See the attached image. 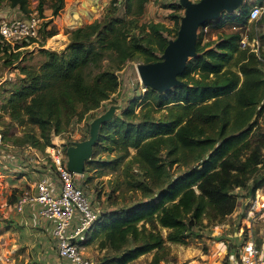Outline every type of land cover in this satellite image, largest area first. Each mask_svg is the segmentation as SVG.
Returning <instances> with one entry per match:
<instances>
[{
  "label": "trees",
  "instance_id": "obj_1",
  "mask_svg": "<svg viewBox=\"0 0 264 264\" xmlns=\"http://www.w3.org/2000/svg\"><path fill=\"white\" fill-rule=\"evenodd\" d=\"M9 1L26 15L33 10L31 0ZM149 1L111 0L102 19L69 31L63 50L41 48L46 59L39 67H22L20 84L1 106L8 125L22 128L20 134H2L4 142L40 150L54 146V135L112 98L120 86L117 72L127 62L161 60L178 34L184 7L172 3L176 13L169 29L161 22L140 21ZM257 3L263 12L254 21H249L251 3L201 27L197 55L179 75L182 84L164 92L146 86L141 100L124 104L120 115L101 125L92 157L118 154L112 165L124 163V175L144 197L132 208L100 214L98 228L91 230L97 248L105 250L99 259L103 264H136L149 253V264L168 261L169 243L187 245L201 228L222 224L237 208V189L251 197L264 184V126L259 121L264 115V0ZM65 6L66 0H37L35 9L46 18L47 10L57 16ZM212 27L220 31L218 38L205 42ZM58 32L52 19L43 22L42 45ZM254 39L258 51L251 45ZM9 49L0 36V52ZM10 53L14 60L22 55L21 50ZM93 164L102 166L103 175L110 163L90 159L86 167Z\"/></svg>",
  "mask_w": 264,
  "mask_h": 264
},
{
  "label": "rangeland",
  "instance_id": "obj_2",
  "mask_svg": "<svg viewBox=\"0 0 264 264\" xmlns=\"http://www.w3.org/2000/svg\"><path fill=\"white\" fill-rule=\"evenodd\" d=\"M111 0H66L65 8L57 15L53 16L50 12L46 18H44V22L52 19L58 28V33L48 38L44 45H42L43 40L39 35V38L36 39V44L23 48L22 55L18 60H14L11 55V51L15 52L18 49H9L8 52L1 51L0 52V132L2 134L6 132H13L20 134L22 128L19 126L11 127L8 125L9 117L2 114L1 106L5 102V98L14 91L17 86L20 84L21 78L23 74L21 73V69L23 66H33L39 67L42 62L46 59L45 55L41 53V48H49L52 50L61 51L69 43V31L72 29L84 26L86 24H90L95 22L97 19H102L103 16L108 14V6ZM180 2V0H151L146 5L145 14L140 18L142 23L155 21L164 23L169 29H173L174 27V19L172 15L175 10L171 7L172 3ZM254 5L260 6L257 3V0H254ZM37 0H31V8L32 11H36ZM122 8L123 6H119ZM261 7V6H260ZM249 8V7H248ZM123 9V8H122ZM238 11V10H237ZM236 12V11H235ZM30 14L26 15L21 12L18 8H14L10 5L9 0H4L0 4V20L2 19H16V18H26ZM49 16V17H48ZM57 21V22H56ZM250 21V20H249ZM251 22V21H250ZM211 23V22H210ZM212 23H214L212 21ZM220 31L215 29L214 27L210 28V31L205 38V42L209 40H216L218 38ZM58 36V37H57ZM60 36V37H59ZM54 43L50 42V39H53ZM191 59V58H190ZM138 64L136 61L127 62L122 69L118 70L120 86L118 91L113 94L111 99L106 100L103 104L91 111L87 114L82 120L75 119L68 131L64 133H60L58 135L53 136V144L54 146H49L50 148H55V150H64L66 154V148L69 144H71L74 140L78 141L82 138H88L90 135V124L94 120L93 117H98L99 115L105 113L112 106L116 107L115 115H120L121 107L124 104H129L135 99H142L146 90V86L143 84L141 77L138 72ZM138 100L137 104H140L141 101ZM140 108H138V111ZM114 115V116H115ZM259 121L264 126V115L259 118ZM47 147L45 150L40 149H32L34 147H30L29 145H25L23 147L13 145L11 142H4L1 139L0 142V219L4 218V209L5 211L14 206L13 204L16 202L17 197L24 192L33 191L34 182L37 179L35 173H49L50 175L56 174L55 167L51 158V149ZM131 154H135L136 150L131 149ZM11 154L12 156L19 157V159H24V161L29 166L26 171H19L15 167L11 169L8 167L10 165L7 163V160L10 159L7 155ZM118 158V154L113 152H102L96 155L94 158L95 162H103L108 161L110 164L105 168V174L101 175V165L93 164L89 166L86 171V176H80L77 182L84 188L85 191H88L90 194V200L94 199L99 206L102 208L101 215H105L103 208H107L110 206H114L113 209H123V208H132L139 202L144 200V197L140 190H137L133 187L130 178H127L123 173V164L118 167H114L113 161ZM13 175H17L16 179H19L22 175H27V180L33 182V185L26 184L25 186H16L12 177L10 176L9 170H14ZM97 169V170H96ZM100 169V170H98ZM177 173L180 171L178 168H174V171ZM133 173L139 176V168L137 165H133L132 169ZM88 178V180H87ZM27 183V182H26ZM245 189H237V192L240 197H244ZM108 213V212H107ZM8 219V218H6ZM49 220V219H48ZM227 222V221H226ZM228 223V222H227ZM224 224V223H223ZM221 224L223 229H226L229 224ZM99 225L95 227L93 231L98 228ZM44 227V226H43ZM41 227V228H43ZM215 226L203 227L198 231V235L190 238V243L187 245L177 244V243H169L171 247V258L168 262L163 261L161 264H189V256L192 253H195V248L199 247L202 249V252L212 253L213 247L208 244V240L203 239V236L211 234L210 232L213 230ZM36 227L35 225L30 226V234L29 238L32 239V243H35V239L42 238L45 241V250L41 252V259L37 258L33 259V257H26L27 252L26 248H23V258L17 255V259L9 254L5 255L4 260H0V264H18V263H26V258H29L34 263L37 264H72L67 259H63L59 256L57 249L55 247V241L53 239L52 233L47 229ZM92 231V233H94ZM166 233V230H163ZM43 236V234H45ZM224 236V235H223ZM84 237H81L83 239ZM225 238V237H224ZM231 245V244H230ZM188 246H191L189 248ZM91 258L98 262L99 264H103L99 259L101 258L100 254H98L97 249L91 248ZM21 250V248L19 249ZM50 253L52 255H50ZM22 255V253H20ZM152 259V254H145L140 256L135 263L136 264H149ZM29 262H32L30 261ZM4 261V262H3ZM3 262V263H2ZM224 264L226 262L224 261Z\"/></svg>",
  "mask_w": 264,
  "mask_h": 264
},
{
  "label": "built area",
  "instance_id": "obj_3",
  "mask_svg": "<svg viewBox=\"0 0 264 264\" xmlns=\"http://www.w3.org/2000/svg\"><path fill=\"white\" fill-rule=\"evenodd\" d=\"M262 12L263 7L253 6L249 20L259 18ZM43 22L44 18L37 10L32 11L26 18L2 19L1 41L13 50L30 47L36 44ZM208 28L205 26L204 32H207ZM247 43V35H244L241 44L246 46ZM251 45L258 51L257 39H254ZM1 139L0 132V142ZM50 149L52 162L60 180L59 188L49 173H43L36 181L33 189L35 192L27 191L21 194L15 208L18 212H24L28 205L39 204L40 214L54 222L53 237L59 256L73 264H98L86 254L84 242L89 231L99 220L100 214L95 210L88 191L77 182L82 175L68 169L65 151L55 150L53 147L48 150ZM243 198L245 203L238 214L235 231L230 232L229 229L225 233L229 238L227 242L231 251L228 256L232 259L231 262L234 261L233 264H264V184L256 189L253 196ZM226 221L223 223L228 224ZM234 238L236 241L231 242Z\"/></svg>",
  "mask_w": 264,
  "mask_h": 264
},
{
  "label": "water",
  "instance_id": "obj_4",
  "mask_svg": "<svg viewBox=\"0 0 264 264\" xmlns=\"http://www.w3.org/2000/svg\"><path fill=\"white\" fill-rule=\"evenodd\" d=\"M184 7L178 34L166 46L161 60L138 64V72L145 86L159 92L182 84L179 75L187 67L190 58L197 55L198 33L208 22L218 20L225 12L234 13L247 4V0H180ZM112 106L90 124L88 138L75 141L66 148L67 167L78 174H85L87 162L92 158L98 143L101 125L115 115Z\"/></svg>",
  "mask_w": 264,
  "mask_h": 264
},
{
  "label": "crops",
  "instance_id": "obj_5",
  "mask_svg": "<svg viewBox=\"0 0 264 264\" xmlns=\"http://www.w3.org/2000/svg\"><path fill=\"white\" fill-rule=\"evenodd\" d=\"M90 1H92V0H90ZM252 2H254V0H247V4H251ZM48 12H50L52 14V11L49 9L46 11V16L48 15ZM66 46H67V44H66ZM80 140H78V141H80ZM75 141L76 140H74L73 142H75ZM32 149H35V148H32ZM7 156L10 157V159L7 160V163L10 164V165H8V167L10 169L12 167H15L17 170L22 172V171H26L27 168L29 167V166L25 165V164H28L27 162H29V161H24V159H19V157H16L14 155L12 156L11 154H8ZM88 168L89 167H86V171L88 170ZM16 169L9 170L11 172L10 176L12 177L14 183H16V186L21 187V186H25L26 184H29L32 186L33 182H30L27 180L26 174L22 175L19 179L15 180L17 175H13L12 173H14V171ZM86 171H85V174L83 176H86ZM43 173H45V172L35 173V175L37 176L36 181L40 178V176ZM51 176H52L54 182L56 183L57 187L59 188L60 180H59L58 174L56 173V174L51 175ZM87 180H88V178H87ZM36 181L34 182L33 189L35 187ZM32 192H35V191H32ZM88 194H89V192H88ZM89 196H90V194H89ZM18 197H17V199H18ZM92 203H93L95 210L97 212L101 213L100 209L102 207L99 206L96 202H94L93 198H92ZM244 203H245L244 198L240 197L236 211H234V213H232L228 217L227 222L229 224L228 226H230V227L223 229L222 225L219 224L213 228V230L210 232L211 234L206 235L207 237L203 236V239L205 238L206 241L208 240V242H210L208 244L212 245V247H213L212 253L202 252V249L197 247V248H195V250H196L195 253H192L189 256H187V259L190 260L189 264H224V261L226 262V264H233L234 261L231 262L232 259L230 258V256H228L231 251L229 250L230 246H229V243L227 242L229 240V238H227L225 233L229 229H230V232H231V230L235 231V228L238 224V221H237V218L239 216L238 214L241 213V211L244 207ZM15 204H16V202L13 204L14 206L8 208L6 211L4 209V212H5L4 218L0 219V260L1 259L4 260L3 257L7 254H9L10 257L14 256L16 259H17V255H19V256H21L20 260H22L23 255H24L23 254V251H24L23 248H26V252L28 253L26 257H33V259H35V258H37V255H38V260H40L41 256H42L41 252L43 250H45L47 252V250L45 249V241H43L42 238H38V243H36L37 242V238H36L35 243L34 242L32 243V239L29 238L30 226L35 225L38 228H41L44 226L43 228H45L46 230L48 229L53 235L54 222L50 219L48 220V218H45L40 214V206L37 203L32 204V205H28L24 212H18L15 208ZM113 208H115V207L112 205L110 207L103 208L102 210H104V212H108V211L114 210ZM6 218H8V219H6ZM94 227H96V225ZM43 228H41V230ZM45 235H46V233L43 234V236H45ZM53 239H54V237H53ZM85 239H86L85 241H87V244L85 245L86 246L85 251L89 257H91V251H92L91 248H94V247L97 249V252H98V254H100V256L103 255L105 250L100 251L97 248L98 239L94 236V233H92V230L89 231V233L87 234ZM54 241H55V239H54ZM232 241L235 242L236 241L235 238L231 239V242ZM55 247H56V243H55ZM188 247L191 248V246H188ZM20 248H21V250H19ZM20 253H22V255H20ZM50 255H52V254L50 253ZM63 259H65V258H63ZM26 260L27 261L25 264H37V263H34L29 258H26ZM29 260L32 262H29ZM69 262L71 263V261H69ZM166 262H168V261H166Z\"/></svg>",
  "mask_w": 264,
  "mask_h": 264
},
{
  "label": "bare ground",
  "instance_id": "obj_6",
  "mask_svg": "<svg viewBox=\"0 0 264 264\" xmlns=\"http://www.w3.org/2000/svg\"><path fill=\"white\" fill-rule=\"evenodd\" d=\"M58 37V36H57ZM57 37H55V38H53V39H50V42L51 43H54V40L57 38ZM60 37V36H59Z\"/></svg>",
  "mask_w": 264,
  "mask_h": 264
}]
</instances>
